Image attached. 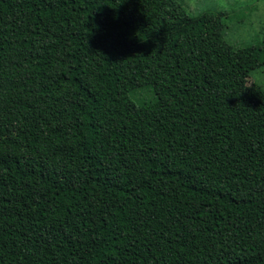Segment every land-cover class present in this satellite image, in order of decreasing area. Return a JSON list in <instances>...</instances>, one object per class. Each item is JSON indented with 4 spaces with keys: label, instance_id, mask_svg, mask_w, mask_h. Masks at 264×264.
I'll return each mask as SVG.
<instances>
[{
    "label": "trees",
    "instance_id": "16d2710c",
    "mask_svg": "<svg viewBox=\"0 0 264 264\" xmlns=\"http://www.w3.org/2000/svg\"><path fill=\"white\" fill-rule=\"evenodd\" d=\"M231 14V15H230ZM182 0H0V264H264V66ZM223 60L213 93L157 83Z\"/></svg>",
    "mask_w": 264,
    "mask_h": 264
},
{
    "label": "rangeland",
    "instance_id": "374dc122",
    "mask_svg": "<svg viewBox=\"0 0 264 264\" xmlns=\"http://www.w3.org/2000/svg\"><path fill=\"white\" fill-rule=\"evenodd\" d=\"M186 11L197 15L204 10L226 11L232 18L225 20L224 35L235 48L254 45L262 39L264 29V0H182ZM231 15V14H230ZM230 84L228 66L223 60L188 70L157 83L162 96L177 92L213 93ZM240 92L251 97L263 91L264 66L253 70L247 79L237 83ZM262 88V89H261Z\"/></svg>",
    "mask_w": 264,
    "mask_h": 264
}]
</instances>
